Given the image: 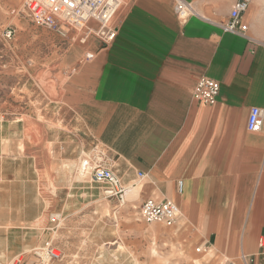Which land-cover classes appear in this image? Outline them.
Listing matches in <instances>:
<instances>
[{
    "label": "crops",
    "instance_id": "0c3cea01",
    "mask_svg": "<svg viewBox=\"0 0 264 264\" xmlns=\"http://www.w3.org/2000/svg\"><path fill=\"white\" fill-rule=\"evenodd\" d=\"M186 1L180 16L176 0H125L115 40L91 37L62 84L63 111L0 117L1 261L31 260L52 216L89 194L77 170L90 156L138 191L131 201L178 205L193 264H264V120L248 128L264 111V0L245 34L221 26L237 0ZM202 76L221 83L213 103L194 96Z\"/></svg>",
    "mask_w": 264,
    "mask_h": 264
},
{
    "label": "rangeland",
    "instance_id": "374dc122",
    "mask_svg": "<svg viewBox=\"0 0 264 264\" xmlns=\"http://www.w3.org/2000/svg\"><path fill=\"white\" fill-rule=\"evenodd\" d=\"M25 2L0 0V117L5 119L63 111L62 84L84 58L85 44L33 23ZM10 28L14 35L8 39ZM84 185L87 196H71L66 210L52 216L48 241L63 252L59 264H193L190 248L181 242L187 239L177 231L179 218L171 225L148 223L141 203L131 201L138 191L129 196L134 187L120 201L96 183ZM207 258L198 264H207Z\"/></svg>",
    "mask_w": 264,
    "mask_h": 264
},
{
    "label": "built area",
    "instance_id": "2783aa9c",
    "mask_svg": "<svg viewBox=\"0 0 264 264\" xmlns=\"http://www.w3.org/2000/svg\"><path fill=\"white\" fill-rule=\"evenodd\" d=\"M250 3L251 0H237L231 9L229 21L222 23V28L228 32L245 34L248 25L243 22V15ZM123 5L124 0H26L24 4L27 15L36 25L48 27L61 36L82 44L95 36L104 45L112 43L117 37L119 26L116 19ZM176 10L180 16L181 13L187 16L193 11L186 0H176ZM13 35L14 29L6 30V38L11 39ZM220 89L219 81L202 76L194 89V96L199 101L213 103L217 100ZM263 120L264 111L260 107H253L249 114L248 128L259 131ZM79 170L81 174L100 184L108 197L125 200V185L113 169L106 167L101 161L85 156ZM179 187L182 188V181L179 182ZM141 213L148 223L163 222L171 225L178 219L179 207L168 199H147L141 205ZM32 255L31 260L18 255L9 261L0 260V264H59L63 259L62 250L52 241H46L43 246L33 249Z\"/></svg>",
    "mask_w": 264,
    "mask_h": 264
},
{
    "label": "bare ground",
    "instance_id": "6f19581e",
    "mask_svg": "<svg viewBox=\"0 0 264 264\" xmlns=\"http://www.w3.org/2000/svg\"><path fill=\"white\" fill-rule=\"evenodd\" d=\"M185 14V13H184ZM127 192V191H126ZM156 226H158L157 228H154L155 229V231H158V229H160V227H159V225H156ZM180 231V230H179ZM180 236H181V238H188V234H186V229L185 228H183L181 231H180Z\"/></svg>",
    "mask_w": 264,
    "mask_h": 264
}]
</instances>
